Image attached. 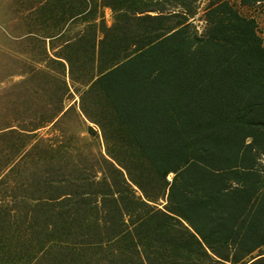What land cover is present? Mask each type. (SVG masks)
Returning a JSON list of instances; mask_svg holds the SVG:
<instances>
[{"label": "trees", "instance_id": "trees-1", "mask_svg": "<svg viewBox=\"0 0 264 264\" xmlns=\"http://www.w3.org/2000/svg\"><path fill=\"white\" fill-rule=\"evenodd\" d=\"M101 1L111 24L36 5L45 19L96 20L67 59L98 150L87 162L48 148L29 177L57 207L38 198L13 221L0 206V264L38 227L59 250L35 264H264V0ZM34 113L33 133L71 115Z\"/></svg>", "mask_w": 264, "mask_h": 264}, {"label": "rangeland", "instance_id": "rangeland-1", "mask_svg": "<svg viewBox=\"0 0 264 264\" xmlns=\"http://www.w3.org/2000/svg\"><path fill=\"white\" fill-rule=\"evenodd\" d=\"M38 4L39 0H0V206L8 209V217L13 221L21 215H29L38 198L50 204H45V212L50 213L51 209L57 207L54 206L58 203L56 199L51 201L47 199L50 198L47 193H40L43 184L35 192L38 187L30 179L36 174L35 170L42 169L45 158L51 155L48 148L59 145L70 147L69 150H62L61 154L68 158H83L87 162L93 160L98 150L87 131V124L75 114L65 117L57 126L50 124L34 133L30 132L35 128V119L38 117L34 112H50L43 106L54 103L55 97L51 92L53 86L47 89L35 77L26 79V82L25 79L13 77V66L23 63L5 51L20 43L18 36L30 40V30H35L45 20L44 16L38 15ZM197 23L201 27L202 23ZM40 140L45 141L44 148L32 150L31 146ZM38 230L35 238L32 236L35 240L30 247L24 242L28 240V235L24 234L23 238L14 236L17 240L13 248V252L17 253L16 264H35L48 254L49 249L54 252L59 250V244L52 242L54 238H44L47 231H42L40 227ZM38 238L45 240L43 245Z\"/></svg>", "mask_w": 264, "mask_h": 264}, {"label": "crops", "instance_id": "crops-1", "mask_svg": "<svg viewBox=\"0 0 264 264\" xmlns=\"http://www.w3.org/2000/svg\"><path fill=\"white\" fill-rule=\"evenodd\" d=\"M65 1L61 0L60 2L65 10H67L66 7L69 5L76 7V14L78 15L93 10L96 11L97 21L100 20L101 14L104 13L107 23L111 24L112 22L113 11L109 6L103 5L101 0ZM59 13H61V16L64 14L63 11H59ZM54 17L55 20L45 19L41 24H38L39 26L35 30L31 29L29 33L30 40H27L24 36H18L20 43L16 44L15 47L6 49L7 52L5 51V53H11L17 59L16 61L19 60V63H23L17 64L16 67L15 65L13 66V72L11 73L13 77L25 79L24 82H26V79L34 77L41 78L39 79L41 81L44 77L49 78V83L47 84L53 86L51 92L55 98L54 103H47L43 108L52 112V116L56 119L61 118L68 114L69 111L71 112L69 114L80 116L79 95L75 87L78 86V82L74 84L71 80L70 64L67 59L68 44L75 41L76 36L96 20L91 18L89 21H81L67 19L66 17L65 20L58 21L55 14ZM29 81L31 80L27 82ZM64 81L71 87L70 92L74 94V97L69 99L65 96L61 100L56 94L62 93L60 86H62ZM47 123L52 124L53 122Z\"/></svg>", "mask_w": 264, "mask_h": 264}]
</instances>
